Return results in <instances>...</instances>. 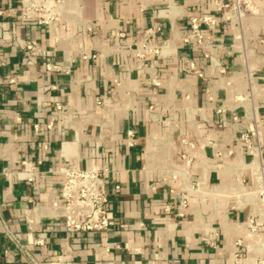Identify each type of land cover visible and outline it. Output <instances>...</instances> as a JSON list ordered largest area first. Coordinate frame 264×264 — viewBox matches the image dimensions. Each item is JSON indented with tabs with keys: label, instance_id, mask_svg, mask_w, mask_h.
Instances as JSON below:
<instances>
[{
	"label": "crops",
	"instance_id": "obj_1",
	"mask_svg": "<svg viewBox=\"0 0 264 264\" xmlns=\"http://www.w3.org/2000/svg\"><path fill=\"white\" fill-rule=\"evenodd\" d=\"M225 2L69 0L48 28L20 23V0H0L11 36L0 39V264L246 263L232 242L254 211L241 135L255 139L251 116L263 124L264 0L246 11L241 39L221 16ZM189 16L213 20L199 22L208 57L181 40ZM145 44L159 52L136 57ZM262 138L264 153L263 127ZM70 161L109 169L107 231L67 233L50 209ZM22 162L40 179L16 180ZM185 179L204 189L182 207Z\"/></svg>",
	"mask_w": 264,
	"mask_h": 264
},
{
	"label": "built area",
	"instance_id": "obj_2",
	"mask_svg": "<svg viewBox=\"0 0 264 264\" xmlns=\"http://www.w3.org/2000/svg\"><path fill=\"white\" fill-rule=\"evenodd\" d=\"M252 0H226L220 8L221 16L229 22V25L236 29V39H241V24L244 13L250 8ZM69 0H20V19L22 24L40 25L52 28L55 23L62 22L68 15L67 6ZM202 21L209 25L213 22L210 18H197L189 16V32L181 37L184 43L192 45L196 49L206 51L211 38L203 32L199 22ZM155 30L148 29L142 35L143 43H146ZM10 35L6 31L0 30V39L8 40ZM19 41L18 39H15ZM22 48L32 50L31 43L23 44ZM126 51H132L130 47L122 46ZM156 47H148L143 45L141 49H137L134 55L138 58H145L150 54L158 53ZM131 55V53H130ZM205 57L208 53L205 52ZM3 62L0 60V65ZM193 68V65L190 66ZM59 67L48 64L47 69L56 70ZM219 72H221L219 70ZM249 85L248 91L244 98L251 99L254 96L252 90V80L250 75H246ZM99 104L100 101H97ZM60 105H56V109L60 110ZM236 118V117H235ZM233 120H236V119ZM253 121V133L255 139L249 138L247 134L241 135L242 140L246 143L251 161L247 167L251 171L253 190L249 193L252 198L253 215L248 223L238 227V235L233 239L232 245L238 247L241 251L236 253L237 257H244L247 261L245 264H264V153L262 151V127L263 124L258 123L253 116L250 117ZM52 122L40 124L35 123L33 129L36 133L50 130ZM130 136L132 133H129ZM225 153L219 151L218 156H223ZM189 162V160H188ZM20 173H16L15 178L19 181L35 182L39 180V175L34 166H27ZM109 169L104 165L94 166L89 169H80L73 161L66 165H62L58 169V173L62 176V204L60 205L56 198L51 197L49 206L52 211L62 210L64 219V227L67 233H86V232H103L110 227V219L108 216L109 198L106 193V181L109 177ZM177 172L173 175L177 178ZM186 180V179H185ZM240 183L243 180L239 179ZM180 183V182H179ZM183 184V185H181ZM178 192L181 197V206L187 207L190 192L204 189L203 182H193L188 179L181 183ZM173 193V190H171ZM5 234L11 237L8 231Z\"/></svg>",
	"mask_w": 264,
	"mask_h": 264
},
{
	"label": "rangeland",
	"instance_id": "obj_3",
	"mask_svg": "<svg viewBox=\"0 0 264 264\" xmlns=\"http://www.w3.org/2000/svg\"><path fill=\"white\" fill-rule=\"evenodd\" d=\"M252 3H253V0L251 1V5H252ZM250 5V6H251ZM245 16H246V12L244 13V15H243V17H242V20L245 18Z\"/></svg>",
	"mask_w": 264,
	"mask_h": 264
}]
</instances>
